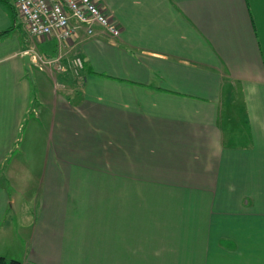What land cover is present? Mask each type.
<instances>
[{"label":"crops","instance_id":"obj_1","mask_svg":"<svg viewBox=\"0 0 264 264\" xmlns=\"http://www.w3.org/2000/svg\"><path fill=\"white\" fill-rule=\"evenodd\" d=\"M95 1L61 47L0 0V256L264 264V0Z\"/></svg>","mask_w":264,"mask_h":264},{"label":"built area","instance_id":"obj_2","mask_svg":"<svg viewBox=\"0 0 264 264\" xmlns=\"http://www.w3.org/2000/svg\"><path fill=\"white\" fill-rule=\"evenodd\" d=\"M13 3L32 36L37 39L56 37L61 47L72 41L82 27L91 36L95 25H100L114 37L121 33L113 18L95 0H13ZM27 53L39 70H65L64 55L61 53L55 58H47L36 50ZM70 65L76 76L85 69V62L80 56L72 58Z\"/></svg>","mask_w":264,"mask_h":264},{"label":"trees","instance_id":"obj_3","mask_svg":"<svg viewBox=\"0 0 264 264\" xmlns=\"http://www.w3.org/2000/svg\"><path fill=\"white\" fill-rule=\"evenodd\" d=\"M3 3L8 7V9L10 10L11 14L14 15V6L13 4L9 1V0H3ZM13 32V29H8L5 31H1L0 32V39L3 37H6L7 35L11 34ZM0 264H22V262L20 260L17 259H7L3 256H0Z\"/></svg>","mask_w":264,"mask_h":264},{"label":"water","instance_id":"obj_4","mask_svg":"<svg viewBox=\"0 0 264 264\" xmlns=\"http://www.w3.org/2000/svg\"><path fill=\"white\" fill-rule=\"evenodd\" d=\"M29 62H30V55H27V56L25 57V64H26L27 67H28V65H29Z\"/></svg>","mask_w":264,"mask_h":264},{"label":"rangeland","instance_id":"obj_5","mask_svg":"<svg viewBox=\"0 0 264 264\" xmlns=\"http://www.w3.org/2000/svg\"><path fill=\"white\" fill-rule=\"evenodd\" d=\"M40 53V52H39ZM26 142H28V141H26ZM33 144H35V142H33ZM22 145V144H21ZM0 246H1V241H0ZM154 254H157V255H162L163 254V252L161 251V252H154ZM15 259H17V258H15ZM18 260V259H17Z\"/></svg>","mask_w":264,"mask_h":264}]
</instances>
